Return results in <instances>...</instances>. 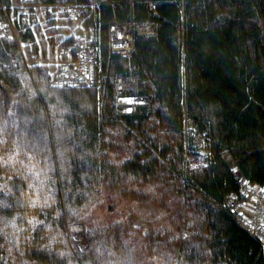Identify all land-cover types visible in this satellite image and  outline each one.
<instances>
[{
	"label": "trees",
	"instance_id": "1",
	"mask_svg": "<svg viewBox=\"0 0 264 264\" xmlns=\"http://www.w3.org/2000/svg\"><path fill=\"white\" fill-rule=\"evenodd\" d=\"M145 21L154 33L136 34L129 55L110 50L112 23ZM87 22L100 45L93 86H50L46 68L0 36V264H144L141 253L156 264H264L224 205L244 198L243 180L264 189V0H100ZM121 77L148 110L119 112ZM188 122L210 149L196 169L181 163ZM117 126L142 148L119 162ZM164 169L195 199L192 233L133 241L123 221L92 219L106 188L135 196ZM77 225L82 247L68 235Z\"/></svg>",
	"mask_w": 264,
	"mask_h": 264
},
{
	"label": "built area",
	"instance_id": "2",
	"mask_svg": "<svg viewBox=\"0 0 264 264\" xmlns=\"http://www.w3.org/2000/svg\"><path fill=\"white\" fill-rule=\"evenodd\" d=\"M99 4L100 0H11L10 3L0 0V36L17 41L27 66H44L50 86H93L100 80V45L95 26L87 21L97 12ZM109 32L110 50L129 55L134 36L152 35L154 29L148 21L116 22L110 25ZM27 46L32 54L28 58L24 50ZM117 99L122 113L134 112L139 107L148 110L150 103L142 93H119ZM189 124L195 141L184 150V162L187 169H196L207 163L210 149L205 133H196ZM241 191L244 198L237 200L236 194H232L224 205L264 249V189L243 180ZM244 201L249 202L248 208Z\"/></svg>",
	"mask_w": 264,
	"mask_h": 264
},
{
	"label": "rangeland",
	"instance_id": "3",
	"mask_svg": "<svg viewBox=\"0 0 264 264\" xmlns=\"http://www.w3.org/2000/svg\"><path fill=\"white\" fill-rule=\"evenodd\" d=\"M24 50L27 52V58L28 55H32L28 46ZM116 86L118 94L124 93V90L135 88L134 78H116ZM116 100L117 106H119L118 99ZM191 130L189 122L186 123L183 129L184 150L194 144L195 137H193ZM122 131L120 126L112 129L115 135L111 139L110 155L117 162L125 160L142 150L134 138L126 137ZM184 150L181 163L186 167L184 164ZM161 172L163 175L144 183L137 182V185L133 184L134 186L131 188L136 192L137 195L135 196H132V193L129 194V191L122 192L118 188H106L103 198L92 210V219L101 224L115 220L123 221L126 223L125 229L133 241L148 240V237L153 234L154 236H161L159 238H165L176 232L178 234L182 233L183 230L186 233H192V229L197 226L195 220L197 217H195L194 212L198 208L195 199L185 194L181 189V178L177 179L166 169ZM160 232L166 234L161 235ZM68 235L80 247L86 242L81 225L69 227ZM139 258L146 264L157 263V259L153 255L141 253Z\"/></svg>",
	"mask_w": 264,
	"mask_h": 264
},
{
	"label": "crops",
	"instance_id": "4",
	"mask_svg": "<svg viewBox=\"0 0 264 264\" xmlns=\"http://www.w3.org/2000/svg\"><path fill=\"white\" fill-rule=\"evenodd\" d=\"M248 204H249L248 201H245V202H244V205H245V207H247V208L249 207Z\"/></svg>",
	"mask_w": 264,
	"mask_h": 264
}]
</instances>
